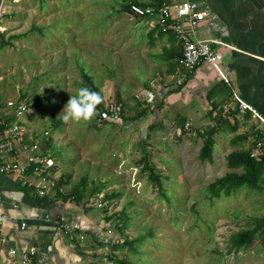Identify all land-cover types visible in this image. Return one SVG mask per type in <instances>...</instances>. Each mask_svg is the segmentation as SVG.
<instances>
[{"label":"rangeland","instance_id":"rangeland-1","mask_svg":"<svg viewBox=\"0 0 264 264\" xmlns=\"http://www.w3.org/2000/svg\"><path fill=\"white\" fill-rule=\"evenodd\" d=\"M124 1L40 0L22 10L16 7L18 12L9 17L3 13L14 8L4 3L0 106L10 110L7 98L23 99L27 108L19 119L32 138L46 143L55 163L54 186L57 182L67 192L84 178L80 205L110 218L102 228L110 229V238H138L132 248L96 245L93 263L120 264L117 260L122 259L128 264H264L263 231L256 229L237 250L229 239L264 214V193L242 186L210 197L206 188L228 170L224 159L228 151L251 145L254 135L249 132L260 126L253 116L237 117L234 130L223 127L213 134L210 160L198 156L202 136L197 128L212 124L214 113L193 119L191 105L181 99L164 111H159L161 104L137 122H121L120 117L108 121L97 111L86 124L61 121L70 96L83 87L82 72L98 84L103 105L115 103L117 90L126 100L127 114L135 110L133 93L145 83L154 92L162 90L161 79L147 82L148 74L157 75L156 66L147 60L156 56L148 47L151 36L145 35L138 16L120 6ZM5 5L10 7L5 10ZM144 105L139 101V107ZM149 121L156 125L146 137V131L140 136L141 126ZM243 132L247 134L243 140L230 142L232 135ZM145 162L160 175V188L149 178Z\"/></svg>","mask_w":264,"mask_h":264},{"label":"crops","instance_id":"crops-1","mask_svg":"<svg viewBox=\"0 0 264 264\" xmlns=\"http://www.w3.org/2000/svg\"><path fill=\"white\" fill-rule=\"evenodd\" d=\"M131 1L142 5H155L158 0ZM195 1L210 10L209 15L197 26L196 36L199 38L212 36L223 42L216 46L219 61L217 65L226 81L206 61L199 62L190 71L169 64L167 59L158 54L163 51L164 47L169 48V46L174 51L178 47L174 46L176 42L167 34L161 33L152 18L138 16L137 18L145 27V35L151 36L148 47L157 56H155V60L152 59V62L155 63L147 58L150 61L149 65L156 66L157 72V75L148 74L147 82L152 85L154 79H161V86L163 85L161 91L158 89L154 92L153 88V97L156 96L159 99L167 90L173 89L177 83L183 81L177 90L171 91L163 97V106L158 110L164 111L170 104L181 99L182 102L192 107L189 116L193 119L196 116L195 119H197L198 116L209 110H211V114L215 113L213 110L218 109L219 103L228 102L231 95L235 93L254 105L264 116V0ZM34 2L38 4L40 0H4V3L10 4L14 10H6L10 6L5 5L7 12H4L3 16L9 17L14 12H18L16 7L22 10L26 5H31ZM124 2H121L120 6ZM42 12H46V10ZM124 13L126 12L124 11ZM152 53L149 58L154 56ZM185 72H189V74L187 75ZM220 80H223L228 86L230 95L227 96L222 91L206 95L209 88ZM174 81L176 82L173 83ZM143 87H149L152 90L148 84ZM2 106H0V115L12 119L13 111ZM200 111L202 112L199 113ZM249 117L250 115L245 117L243 113L238 112L233 117L230 116L229 120L232 119L231 123H234L237 121L236 118L246 120ZM151 122L144 123L148 125ZM24 123L25 121H23V125L26 126ZM206 126L205 128L209 125ZM24 136L28 141L32 139L33 134L28 133L27 128V133L25 132ZM38 147L42 152L48 151L45 142L38 143ZM27 154V150H22L19 160L22 162ZM13 157L11 152L5 151L0 156V161H9ZM30 168L29 166L23 174L0 172V210L5 214L1 227L0 264L16 263L19 253L28 249L33 250L29 264H95L90 261V259H94L93 249L97 247L96 245H98L96 249L101 248L99 247L101 245L107 247L106 240H109L111 231L102 228L110 218H107L106 214L103 215L102 211L103 216H100L97 214L98 212L83 207L80 205V199L78 201L70 200L71 198L63 200L57 196L54 187L55 171L52 166L49 168L53 179L51 185L46 179L42 180L39 175L30 172ZM23 179L26 180L25 183L21 182ZM42 184H45V187L43 193L39 194L37 190ZM58 189L62 191L60 186ZM102 204H104L103 201ZM58 217L78 222L85 238L82 240L70 238L60 228ZM21 222L24 223L23 226H21ZM10 249H15L13 255L9 254Z\"/></svg>","mask_w":264,"mask_h":264},{"label":"built area","instance_id":"built-area-1","mask_svg":"<svg viewBox=\"0 0 264 264\" xmlns=\"http://www.w3.org/2000/svg\"><path fill=\"white\" fill-rule=\"evenodd\" d=\"M4 0H0V16L3 11ZM128 11L136 16H148L161 26V29L170 28L179 41L181 46V53L178 58V64L186 71L193 69L199 62H209L219 73L220 77L226 81L225 76L221 73L217 65V50L216 46L223 42L215 37L209 36L207 38H199L196 36V28L199 23L205 19L210 10L208 7L201 5L195 0H162L157 5H142L131 2L128 5ZM143 104H148L153 101V92L149 87H143L139 92L134 93ZM5 104L11 107L13 111V118L8 122L5 116L0 115V156L5 152H11L14 157L9 161H0V172L5 173H18L23 174L30 166V172L36 173L42 180L52 184V177L49 168L54 164L52 155L46 151L39 150L38 143L40 139L32 138L31 140L25 139V132L27 128L23 125V120L19 119L20 114L27 106L23 99L8 98ZM104 109L97 111L99 116L108 121H116L119 119L118 105L108 102L103 105ZM223 111L229 112L236 110L240 113L247 112L253 116L260 126L255 127L258 129L259 137L254 139L253 145L249 150V156L259 158L264 152V116L259 113L257 108L251 103L245 101L237 94L233 93L229 102L222 104ZM179 131V127L176 128ZM47 130H42V137H46ZM19 146L18 148H16ZM22 150H27L28 154L21 162L19 154ZM25 183L26 180L21 181ZM45 184L40 185L37 190L39 194L43 193ZM1 205V194H0ZM96 206L99 203L95 204ZM5 219V214L0 210V237L1 227ZM21 222V226H23ZM58 224L60 228L70 238H77L82 240L84 238L83 232L76 221H67L63 217H58ZM15 249H10L9 254L13 255ZM32 249L25 250L19 253L16 263L7 264H29Z\"/></svg>","mask_w":264,"mask_h":264},{"label":"trees","instance_id":"trees-1","mask_svg":"<svg viewBox=\"0 0 264 264\" xmlns=\"http://www.w3.org/2000/svg\"><path fill=\"white\" fill-rule=\"evenodd\" d=\"M138 3L135 1L127 0L122 4V7L125 9H128V5L131 3ZM160 3V0L157 1V4ZM140 4V3H138ZM158 26V30L161 33L167 34L169 37L174 39L176 44L174 46H178L177 49H174L172 51V48L169 46V48L164 47L163 51L159 52V56H162L164 59H167L168 63L172 66H177L181 69H183L178 64V58L181 53V46L179 41L174 36L172 30L170 28H166L164 30L161 29V26L158 23H155ZM1 36V32H0ZM187 75L189 72H185ZM82 75V85L83 87H87L91 89L92 91L99 92L101 95V91L99 90L98 84H95L93 80L91 79V76L85 72L81 73ZM182 80L177 83V85L173 89L167 90L163 96H161L159 99H157L156 96H154L153 104L148 103L142 107H139V101L137 98H135L137 101H135V110L131 114H127L124 112V106H125V99L121 98L119 92L117 90L114 91L115 94V103L118 105V115L121 118V122L130 121V122H137L142 118L146 112H154L155 110L159 109L161 104H163V97L174 90H177L182 85ZM146 85V83H145ZM144 85V86H145ZM215 90L214 92H212ZM218 91L224 92L227 96L230 95V90L228 86L224 83V81L220 80L216 84H213L206 95H212V93H216ZM135 93V92H134ZM133 93V96H134ZM226 99V98H225ZM35 104V102H33ZM216 106V104H214ZM103 103L98 105L96 111L103 110ZM222 108L219 106L218 111H215L214 115L211 116L214 118V122L210 124L207 128H203L199 130L200 128H197L198 132L202 136V143L198 148V156L201 159H211L212 155V148L214 143V136L213 134L217 132L220 128H225L234 130L236 127V123H231L228 120L227 116H232L235 113H238L236 110H232L229 112H221ZM211 110L208 111L210 114ZM243 116L248 117V113H243ZM100 119V118H98ZM11 118L7 117V121L9 122ZM156 123L151 122L148 125L145 126L146 134L145 137L148 134V131L151 127L155 126ZM253 128L250 130L249 134L254 135L253 140L250 141L251 145L247 146L245 148H232L230 151H228L224 155L225 159V165L227 166L228 170L220 174L219 176L214 177L211 181H209L206 185L207 190L209 191L210 197H218L220 194L227 195L233 191H235L237 188L240 187H247L250 189H256L260 192L264 193V152L259 156V158L251 157L249 156V150L251 146L253 145L254 139L259 137L258 129L255 126H252ZM247 134L240 133L235 134L230 138L231 143H236L239 140H243L246 137ZM146 169H148V176L149 178L154 181L157 187H161L160 182V175L153 172L152 168L150 167L149 162H145L143 165ZM54 164L52 165V168L54 169ZM65 181V180H64ZM55 193L57 196L62 198L63 200L66 199H73L74 201H78L81 198V195L84 191L85 186V180L84 178H79L76 184H74L67 192L66 191H60L58 189V184L55 182ZM256 229H260L264 232V214L254 218L253 226L250 228L240 229L232 234L229 235L230 239V246L237 250L240 246L246 244L252 237V234ZM87 232V230H84ZM73 240H78L77 238H72ZM138 238H131L129 240L125 238H109V240H106L107 245L110 248H117L119 246H130L132 248V244L134 240ZM102 243V242H101ZM120 264H128V262L123 261L122 259L117 260Z\"/></svg>","mask_w":264,"mask_h":264},{"label":"clouds","instance_id":"clouds-1","mask_svg":"<svg viewBox=\"0 0 264 264\" xmlns=\"http://www.w3.org/2000/svg\"><path fill=\"white\" fill-rule=\"evenodd\" d=\"M103 102L99 92L92 91L87 87L78 89L76 95H71L65 104L61 121L64 124H81L89 122L96 114L98 105Z\"/></svg>","mask_w":264,"mask_h":264},{"label":"water","instance_id":"water-1","mask_svg":"<svg viewBox=\"0 0 264 264\" xmlns=\"http://www.w3.org/2000/svg\"><path fill=\"white\" fill-rule=\"evenodd\" d=\"M145 131H146L145 127L142 126V127L140 128V132H139L140 136H143L144 133H145Z\"/></svg>","mask_w":264,"mask_h":264}]
</instances>
